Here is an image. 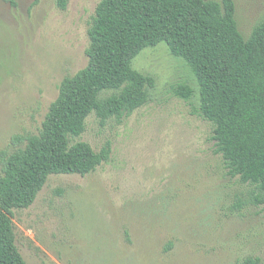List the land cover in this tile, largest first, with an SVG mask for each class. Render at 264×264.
<instances>
[{
	"label": "rangeland",
	"instance_id": "rangeland-1",
	"mask_svg": "<svg viewBox=\"0 0 264 264\" xmlns=\"http://www.w3.org/2000/svg\"><path fill=\"white\" fill-rule=\"evenodd\" d=\"M14 2V5L10 3ZM220 1V0H214ZM247 38L264 21V0H233ZM0 0V151L14 135H36L65 77L87 64V29L99 0ZM131 66L154 79L148 102L82 135L110 158L85 176L51 175L25 209L12 210L26 264H264V205L233 209L249 187L214 153L210 124L193 114L197 84L164 43ZM187 83L190 101L172 88Z\"/></svg>",
	"mask_w": 264,
	"mask_h": 264
},
{
	"label": "trees",
	"instance_id": "trees-1",
	"mask_svg": "<svg viewBox=\"0 0 264 264\" xmlns=\"http://www.w3.org/2000/svg\"><path fill=\"white\" fill-rule=\"evenodd\" d=\"M66 1L57 6L65 9ZM87 37L86 66L61 80L39 132L14 135L12 149L0 151V264H26L15 246L12 210L28 208L49 176H85L108 162V142L94 151L72 140L91 114L100 125L120 123L148 102L154 79L131 61L159 43L189 68L199 101L193 114L212 127L227 174L250 188L233 209L264 205V21L245 38L233 0H99ZM172 91L185 101L194 96L184 82Z\"/></svg>",
	"mask_w": 264,
	"mask_h": 264
}]
</instances>
